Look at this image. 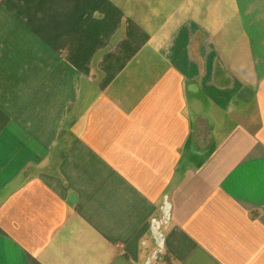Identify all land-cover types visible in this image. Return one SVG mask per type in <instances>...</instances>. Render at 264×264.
Masks as SVG:
<instances>
[{
  "label": "crops",
  "instance_id": "obj_1",
  "mask_svg": "<svg viewBox=\"0 0 264 264\" xmlns=\"http://www.w3.org/2000/svg\"><path fill=\"white\" fill-rule=\"evenodd\" d=\"M164 195L160 264H264V0H0V264H143Z\"/></svg>",
  "mask_w": 264,
  "mask_h": 264
},
{
  "label": "built area",
  "instance_id": "obj_2",
  "mask_svg": "<svg viewBox=\"0 0 264 264\" xmlns=\"http://www.w3.org/2000/svg\"><path fill=\"white\" fill-rule=\"evenodd\" d=\"M162 204L160 206V216L152 218L149 223L150 233L155 244L154 249L151 251L149 256L145 259L143 264H160L161 254L163 250L164 242V230L167 228L170 220V204L168 196L162 197ZM144 244V242H142Z\"/></svg>",
  "mask_w": 264,
  "mask_h": 264
},
{
  "label": "trees",
  "instance_id": "obj_3",
  "mask_svg": "<svg viewBox=\"0 0 264 264\" xmlns=\"http://www.w3.org/2000/svg\"><path fill=\"white\" fill-rule=\"evenodd\" d=\"M166 264H168V262Z\"/></svg>",
  "mask_w": 264,
  "mask_h": 264
}]
</instances>
